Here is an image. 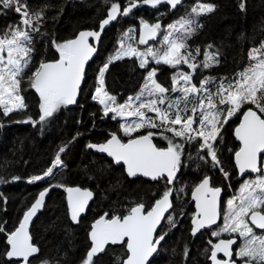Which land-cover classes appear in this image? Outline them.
Returning <instances> with one entry per match:
<instances>
[{
  "label": "snow or ice",
  "instance_id": "6c2138e0",
  "mask_svg": "<svg viewBox=\"0 0 264 264\" xmlns=\"http://www.w3.org/2000/svg\"><path fill=\"white\" fill-rule=\"evenodd\" d=\"M105 3H110V7L107 16L100 21L99 31H80L75 38L62 42L51 40L48 46L55 49L58 59H41L27 76L30 88L39 94V119L28 117L17 122L30 123L33 127L39 125L43 131L60 107L76 103L86 74L85 64L97 52L96 46L89 42V37L99 42L106 26L117 21L118 16H128L140 4L152 8L167 4L173 10L182 0H129L122 10L117 2L105 0ZM240 8L246 10V3L241 2ZM3 10H13L20 16L19 25H9L0 33V109L3 110V116L8 117L27 107L22 95V82L33 63L35 46L32 33L45 35L40 30L44 12L30 13L22 0H0V12ZM215 10L216 5L197 0L190 13L166 27L159 20L149 23L141 19L138 40L133 36L135 29L123 32L118 41L119 47L99 68L91 98L103 105L104 116L112 113L113 120L118 117L138 118L120 124V130L125 136L131 137L132 133L145 127L159 131H149L146 135L128 139L126 143L116 133H110V139L105 143H89L87 147L106 153L116 164L122 162L129 177L143 176L156 182L163 180L166 188L150 208L141 202L131 206L127 214L105 213L94 220L88 231L90 247L81 264H96V259L107 251L109 245H120L125 249L124 256L117 257L115 264H151L168 235L167 231L158 233V227L163 226L162 221L166 219L170 228L177 226L173 216H165V213L174 208L171 199L174 189L168 186L176 181L186 145L198 142L199 160L213 169L218 168L225 180H229L230 173L219 159L218 145L224 142L225 125L249 104L254 105L256 110L249 107L243 111L235 127L234 136L239 141V148L234 151V157L241 176L246 172L256 175L254 179L245 180L241 184L238 195L224 202L223 225L218 226L219 230L213 231L211 235L220 237L222 233H234L238 236L219 239L216 243L209 241V259L212 264H264V169L258 167V155L264 153V41L249 50V64L233 78L204 76L197 86L193 83L197 70L202 72L219 65L221 54L218 50L211 51L213 45L210 44L203 50V59L198 60L201 49L197 47L193 54L188 41L202 27L198 18ZM161 33L163 36L159 46L149 45V41L156 40ZM129 41L147 47L140 49ZM126 57L135 58L146 75L140 91L135 96H129L124 103H118L117 97L105 89V74L112 63ZM152 63L173 69L185 65L189 71L174 72L169 89L157 81L159 68L152 67ZM170 93L178 95L172 97ZM157 134L167 141L166 148L157 147L152 142V137ZM68 147L67 144L60 147L51 166L41 175L31 176L27 182L45 180L55 175V169L66 168L61 154ZM19 179L13 177V181ZM210 180L211 177L205 175L192 189L197 209L192 217L193 236L201 229L215 225L220 215L223 189L211 186ZM52 188L65 189L68 193L69 218L73 224L80 223L81 214L86 211L93 193L88 189L66 187L59 182L49 184L39 193L31 207L24 211L19 225L7 233L4 252L7 264H31L30 258L39 254L40 249L32 243L28 229L33 217L44 207L45 197ZM179 191L183 192L184 189ZM255 229L262 231L258 234ZM3 232L5 229L0 227V233ZM237 239L241 243L234 251ZM221 252L228 259H218L217 253ZM183 255L185 259L189 256L187 246ZM42 264H49V261L44 260Z\"/></svg>",
  "mask_w": 264,
  "mask_h": 264
},
{
  "label": "trees",
  "instance_id": "16d2710c",
  "mask_svg": "<svg viewBox=\"0 0 264 264\" xmlns=\"http://www.w3.org/2000/svg\"><path fill=\"white\" fill-rule=\"evenodd\" d=\"M112 2L119 3L123 9L129 0ZM200 2L212 3L216 5V10L199 17L202 27L191 37L188 44L193 54L197 47L201 49L198 60L203 59V50L210 44L213 45L211 51L218 50L221 55L219 65L202 72L197 70L193 79L197 86L204 76L233 78L247 65L249 50L264 41V0ZM241 2L246 3V10H241ZM22 3L27 4L30 13L44 12L40 30L45 35L32 33L35 46L32 70L38 66L41 59H58L55 49L48 46L52 39L62 42L74 38L80 31H96L110 7V3H105V0H22ZM196 4L197 0H186L174 10L167 6L144 7L128 18H120L110 25L102 34L96 56L86 68L77 103L71 107H60L43 131L39 125L33 127L30 123L17 122L28 117L39 119L40 100L28 84L22 85V95L27 105L24 110L4 117L3 110L0 109V227L5 229V232L0 233V264H7L4 257L7 233L19 225L24 211L49 184L59 182L66 187L88 189L93 193V197L85 214L80 218V223L73 224L69 219L64 188L51 189L43 210L38 213L30 229L32 243L40 249L39 254L31 259V264H42L44 260H48L49 264H81L89 248L88 231L95 219L105 213L127 214L131 206L141 202L150 208L155 199L163 193L166 188L163 180L156 182L142 178L132 179L125 174L121 166H116L104 157L87 150L89 143L98 144L107 139L108 134L120 133L118 120L104 118L101 106L93 103L91 96L99 68L119 47L118 41L122 32L129 27L138 29L141 19L149 23L159 20L162 26H165ZM19 22L20 16L15 11L3 10L0 12V33L9 25H19ZM145 74L146 71L139 68L135 58L126 57L115 61L105 74V89L110 95L117 97L118 103H123L129 96L138 92ZM156 78L163 86L171 88V72L168 68L160 67ZM25 79L27 80V77ZM249 107L251 106L245 105L241 112ZM241 112L225 125L224 142L218 145L219 159L224 169L230 173L229 180H225L218 168L213 169L199 160L198 142L186 145L182 167L173 184L174 208L170 214L178 220L177 226L165 229L168 235L151 264H210L209 241L213 240L208 237V232L196 237L190 233V215L193 208L189 195L205 175L211 177L212 186L223 189L225 197L238 191L240 181L236 180L233 165V155L238 149V144L233 138V129ZM149 131L156 133L159 130L144 128L133 136L144 135ZM73 137L76 139L73 140ZM152 139L157 147H167V141L160 135H154ZM66 144L69 147L61 154V159L67 167L56 171L55 175L45 182L28 183L31 176L41 175L51 166L59 148ZM13 177L20 179L13 181ZM181 188L184 189L183 192H179ZM162 227L164 230L166 224ZM185 246L189 250L187 259L183 255ZM124 252L125 249L121 246H108L107 251L96 259V264H115L116 258L123 257Z\"/></svg>",
  "mask_w": 264,
  "mask_h": 264
},
{
  "label": "water",
  "instance_id": "95a60500",
  "mask_svg": "<svg viewBox=\"0 0 264 264\" xmlns=\"http://www.w3.org/2000/svg\"><path fill=\"white\" fill-rule=\"evenodd\" d=\"M185 1L186 0H182V3L180 4V5H178L177 7H176V9L177 8H179L181 5H183V3H185ZM161 6H167L169 9H170V6L169 5H167V4H162V5H159L158 7H161ZM144 7H147V8H152V7H150V6H148V5H143V4H140V5H138L136 8H133L132 9V12L128 15V16H118V19H117V21L120 19V18H128L132 13H134L135 11H137V10H139V9H141V8H144ZM122 10V9H121ZM174 10V9H173ZM107 16V15H106ZM117 21H113V22H111L108 26H106V28H105V30L110 26V25H112V24H114V23H116ZM161 23V22H160ZM100 24V23H99ZM162 24V23H161ZM100 29H99V26H98V29L96 30V31H99ZM104 30V31H105ZM84 31H88V30H84ZM103 31V32H104ZM103 32H102V34H103ZM102 34H101V37H102ZM138 36H139V29H138V34H137V39H138ZM75 38V37H74ZM89 42L90 43H92V44H94L95 46H96V48L98 47V45H99V42H96L95 40H94V38H91V37H89ZM96 54H97V52L96 53H94L93 54V56L86 62V64H85V72H86V68H87V66H88V64L94 59V57L96 56ZM83 83H84V79H83V81H82V84H81V89H82V86H83ZM32 91H33V93L36 95V97L39 99V94L38 93H36L35 92V90L34 89H32ZM81 91V90H80ZM80 91L78 92V94H77V98H76V103H77V101H78V98H79V94H80ZM40 100V99H39ZM76 103H74V104H71V105H67V106H69V107H71V106H74ZM247 109H245L244 111H246ZM254 110V109H253ZM242 114H243V112H242ZM242 114L240 115V117H239V120H238V123H237V125L239 124V122H240V119L242 118ZM236 125V126H237ZM235 126V127H236ZM235 127H234V129H233V138H234V140H235V142L238 144V148H239V141H237L236 139H235V136H234V130H235ZM135 138V137H134ZM110 139V138H109ZM127 142V141H126ZM125 142V143H126ZM152 142H153V140H152ZM154 143V142H153ZM87 149L88 150H90V151H92L93 153H95V154H97V155H99V156H103V157H105V158H107V160H109V161H111L114 165H116V166H121L122 168H123V170L125 171V174L127 175V172H126V170H125V166L123 165V163L121 162L120 164H116L114 161H113V158H111V157H109L106 153H101V152H99V151H97V150H95V149H89L88 147H87ZM238 150V149H237ZM264 155V153H262V154H259L258 155V167H260V164H261V159H262V156ZM233 165H234V168H235V171H236V175H237V180H241V179H244L245 177H247V176H255L256 174H253V173H251V172H246L243 176H241L240 175V173H239V171H238V169H237V167H236V165H235V157H234V155H233ZM128 176V175H127ZM129 177V176H128ZM130 178H132V179H138V178H142V179H145V180H149V181H152V180H150L149 178H146V177H143V176H137V177H130ZM210 185H211V182H210ZM173 188V187H172ZM82 189V188H81ZM51 191V190H50ZM50 191L48 192V194L46 195V197H45V200H46V198L48 197V195H49V193H50ZM90 191V190H89ZM192 190H191V192H190V195H189V201H190V203L193 205V209H194V213H196V211H197V209H196V206H195V204H196V202H195V200H193V198H192ZM64 194H65V202H66V207H67V211H68V193L64 190ZM39 195V194H38ZM38 195L36 196V198L38 197ZM93 197V196H92ZM221 197H222V193H221ZM35 198V199H36ZM171 199H172V197H171ZM92 200V198L88 201V204L90 203V201ZM35 201V200H34ZM33 201V202H34ZM220 201H221V199H220ZM31 207V206H30ZM29 207V208H30ZM87 207H88V205H87ZM87 207H86V210H87ZM44 208V207H43ZM43 208L42 209H40L38 212H37V215H38V213H40L42 210H43ZM86 212V211H85ZM85 212L84 213H82L81 214V217L85 214ZM172 212V209H170L169 210V212H167V213H165V216H168L170 213ZM219 212H220V206H219ZM193 213V214H194ZM37 215L35 216V217H33V219H32V221L30 222V224H29V233H30V229H31V226H32V223L35 221V219H36V217H37ZM80 217V218H81ZM193 217V216H192ZM220 217H221V214L218 216V218H217V223L215 224V225H211V226H209V227H207V228H205V229H201V231L200 232H198L197 234H196V236H198L199 234H201L202 232H205V231H209V230H211V229H214V228H216L218 225H219V223H220ZM22 218H23V216H22ZM21 218V219H22ZM99 218V217H98ZM97 218V219H98ZM70 219V218H69ZM96 220V219H95ZM71 221V220H70ZM164 221L165 220H163L162 221V225H163V223H164ZM94 222V221H93ZM92 222V223H93ZM91 223V224H92ZM192 218H191V228H192ZM90 227H91V225H90ZM254 227V226H253ZM161 228L162 227H158V233H160V230H161ZM90 230V229H89ZM259 230V229H258ZM190 233H191V229H190ZM155 235V234H154ZM192 235V234H191ZM193 236V235H192ZM196 236H194V237H196ZM89 241V240H88ZM216 242H218V241H216ZM215 242V243H216ZM163 243V242H162ZM237 244V243H236ZM236 244L233 246V249L235 248V246H236ZM109 246H113V245H109ZM114 246H120V245H114ZM89 247H90V241H89ZM108 247V246H107ZM157 255V254H156ZM210 255H211V252H210ZM210 255H209V257H210ZM36 255H34L33 257H31L30 258V260L32 259V258H34ZM217 258L218 259H228L227 257H225L224 256V254L221 252V253H217ZM209 263L210 264H212V261L209 259Z\"/></svg>",
  "mask_w": 264,
  "mask_h": 264
},
{
  "label": "rangeland",
  "instance_id": "374dc122",
  "mask_svg": "<svg viewBox=\"0 0 264 264\" xmlns=\"http://www.w3.org/2000/svg\"><path fill=\"white\" fill-rule=\"evenodd\" d=\"M194 6H196V5H194ZM194 6H192V7H194ZM191 7V8H192ZM191 8H190V10H191ZM190 10L188 11V12H186L185 14H183V15H181V16H179V17H177V18H175L174 20H172V21H170L168 24H172V23H174L175 21H177L179 18H181V17H183V16H186L188 13H190ZM199 19V18H198ZM167 24V25H168ZM167 25H165V27L167 26ZM130 28H132V29H135V28H133V27H129V28H127L125 31H127L128 29H130ZM139 29V28H138ZM138 29H135L136 31L133 33V36L137 39V34H138ZM124 31V32H125ZM123 33V32H122ZM121 36H122V34H121ZM121 36H120V38H121ZM162 36H163V33H161L158 37H157V39L156 40H153V41H150V43H149V45H151V46H153V47H158L159 46V40L160 39H162ZM120 40V39H119ZM138 40V39H137ZM129 43H134L135 44V41H129ZM119 44V43H118ZM135 46H137V47H139L140 49H144L145 47H147V45H138V44H135ZM5 55H6V53H5ZM198 59V58H197ZM249 64V60H248V62H247V65ZM246 65V66H247ZM151 66L152 67H162V66H164V67H166V68H168L169 70H170V72H171V76L173 75V73L174 72H176L177 70H181V71H189V69L185 66V65H180V66H178V69H173V68H170L169 66H166V65H155L154 63H152L151 64ZM245 66V67H246ZM244 69V68H243ZM31 71H33L32 69H31V67H30V69L28 70V72L26 73V75H25V78L28 76V75H30L31 74ZM146 75V74H145ZM24 78V80H23V82H22V85H24L25 83L26 84H28V86H29V83H28V81L26 80ZM143 83H144V81H143ZM143 83H142V85H143ZM141 85V86H142ZM171 86H172V80H171ZM30 87V86H29ZM95 87H96V81H95ZM209 87L210 88H212L213 86L212 85H209ZM141 88V87H140ZM171 89V88H170ZM214 90V89H213ZM140 91V89L138 90V92ZM94 92V91H93ZM138 92H136V94L138 93ZM136 94H134V95H132V96H135ZM170 95L172 96V97H175L176 95H178V93H170ZM124 103V102H123ZM250 105V104H249ZM100 106H101V108L103 109V105H101L100 104ZM254 110H256L255 109V106L254 105H250ZM154 115V113H148V115ZM238 114V113H237ZM236 114V115H237ZM112 113H110L109 114V118H111L112 117ZM112 119V118H111ZM133 119H138V118H135V117H124V118H120V117H118L116 120H118V122H119V127H120V124L121 123H128V122H131V120H133ZM113 120V119H112ZM147 130H152L151 128H147V127H145ZM142 129H144V128H142ZM142 129H140L139 131H141ZM138 131V132H139ZM136 132H134V133H132V135H131V137L135 134ZM120 136L121 137H123V138H131V137H129V136H125L124 135V133L120 130ZM260 168L261 169H264V155H263V157H262V159H261V164H260ZM55 172H56V169L54 170ZM51 177H49V178H47V179H45V180H42V181H46V180H49ZM255 178V176H253L252 178L250 177V178H247L246 180H248V179H254ZM39 182V181H38ZM243 183V182H242ZM242 183H240V185H239V187H238V189L240 188V186H241V184ZM180 192V191H179ZM234 195H238V191L236 192V193H231L229 196H227L226 198H225V200H224V202H226L230 197H232V196H234ZM179 208V207H178ZM177 208V209H178ZM180 210V209H179ZM224 210H225V203H223V208H222V212H221V216H222V218H221V223H220V225L219 226H222L223 225V213H224ZM169 215H171V216H173L172 214H169ZM192 215V214H191ZM191 215H190V217H191ZM173 218H174V216H173ZM175 219V218H174ZM176 222H178V220H176ZM165 224H166V227H164V230L166 229V228H169V225H168V223H167V220L165 221ZM219 230V228L217 227L216 229H214V230H212V231H210V232H208V237L211 239V240H215V239H217V238H221V237H225V236H231V235H236V236H238V234H234V233H222L221 235H220V237H213L212 235H211V233L213 232V231H218ZM259 234V233H258ZM240 240H239V245L237 246V248L240 246ZM236 248V249H237Z\"/></svg>",
  "mask_w": 264,
  "mask_h": 264
},
{
  "label": "flooded vegetation",
  "instance_id": "af4514ba",
  "mask_svg": "<svg viewBox=\"0 0 264 264\" xmlns=\"http://www.w3.org/2000/svg\"><path fill=\"white\" fill-rule=\"evenodd\" d=\"M110 114V113H109ZM109 114H108V116H109ZM241 114H242V112H241ZM240 114V115H241ZM103 115V114H102ZM107 116V117H108ZM103 117L104 118H107V117H105L104 115H103ZM240 117V116H239ZM121 139H122V141L123 142H126L128 139H130V138H123V137H121L119 134H117ZM144 135H146V134H144ZM134 137H136V136H132L131 138H134ZM110 138V134H108V137H107V139H105L103 142H101V143H105L108 139ZM153 140V139H152ZM154 142V141H153ZM101 143H98V144H101ZM155 144V143H154ZM156 145V144H155ZM88 150V149H87ZM103 157V156H102ZM105 158V157H104ZM105 159H107V158H105ZM111 162V161H110ZM112 163V162H111ZM252 178L253 176H247V177H245L244 179H241V180H237V175H236V180L237 181H240L239 183H242V182H244L247 178ZM212 186V185H211ZM169 187H173V185H169ZM173 189H174V187H173ZM174 192V191H173ZM173 196V195H172ZM225 196L223 195V193H222V197H221V201H220V214H221V212H222V208H223V203H224V200H225ZM155 202V201H154ZM192 208H193V205H192ZM193 213H194V209H193ZM193 213H192V215H191V218H192V216H193ZM191 218H190V229H191ZM221 218H222V216L220 217V223H221ZM165 221H166V219H165ZM165 221H164V223H165ZM163 223V224H164ZM220 223H219V225H220ZM218 225V226H219ZM217 226V227H218ZM216 227V228H217ZM216 228H214V229H216ZM214 229H211V230H209V231H205V232H210V231H212V230H214ZM162 230H163V227L161 228V230H160V233L162 232ZM163 231H165V230H163ZM255 231L257 232V233H260L262 230H258V229H255ZM205 232H202V233H205ZM201 233V234H202ZM200 235V234H199ZM234 237H237L236 235H231V236H225V237H221V238H217V239H215V240H213L212 241V243H215L216 241H218L219 239H229V238H234ZM239 245V239H237V244H236V246H235V248L233 249L234 251L236 250V248H237V246ZM211 252V251H210ZM233 258H235V257H233ZM209 260V259H208ZM237 264H239V262H237Z\"/></svg>",
  "mask_w": 264,
  "mask_h": 264
}]
</instances>
